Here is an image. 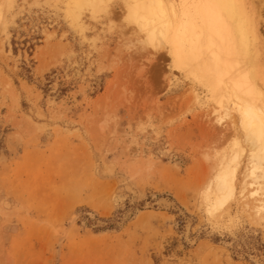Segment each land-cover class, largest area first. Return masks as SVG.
Wrapping results in <instances>:
<instances>
[{
    "label": "rangeland",
    "instance_id": "1",
    "mask_svg": "<svg viewBox=\"0 0 264 264\" xmlns=\"http://www.w3.org/2000/svg\"><path fill=\"white\" fill-rule=\"evenodd\" d=\"M73 13L69 0H0V264H264V210L239 193L237 113L123 0ZM236 151L238 193L216 213L205 193Z\"/></svg>",
    "mask_w": 264,
    "mask_h": 264
},
{
    "label": "bare ground",
    "instance_id": "2",
    "mask_svg": "<svg viewBox=\"0 0 264 264\" xmlns=\"http://www.w3.org/2000/svg\"><path fill=\"white\" fill-rule=\"evenodd\" d=\"M112 1L69 0V3L75 15L85 8L100 11ZM123 3L129 8L130 21L145 30L150 41L158 40L168 46L174 66L187 71L207 89L222 110L220 113L228 116L232 111L237 113L249 149L239 193L244 196L251 188L249 196L257 204V212L264 210V91L255 84L253 72L258 70L261 36L257 19L263 10L254 0H123ZM262 3L259 1L258 5ZM243 149L241 146L239 150ZM239 155L240 151L233 154L230 163L208 187L205 199L211 211L225 209L238 193Z\"/></svg>",
    "mask_w": 264,
    "mask_h": 264
}]
</instances>
